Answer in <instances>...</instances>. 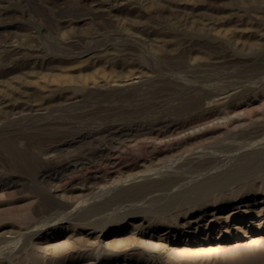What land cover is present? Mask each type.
<instances>
[{"label":"rangeland","instance_id":"rangeland-1","mask_svg":"<svg viewBox=\"0 0 264 264\" xmlns=\"http://www.w3.org/2000/svg\"><path fill=\"white\" fill-rule=\"evenodd\" d=\"M0 264H264V0H0Z\"/></svg>","mask_w":264,"mask_h":264},{"label":"bare ground","instance_id":"bare-ground-1","mask_svg":"<svg viewBox=\"0 0 264 264\" xmlns=\"http://www.w3.org/2000/svg\"><path fill=\"white\" fill-rule=\"evenodd\" d=\"M199 34V33H198ZM225 37V36H224ZM141 75V74H140ZM139 75V76H140ZM135 76V75H134ZM142 77V76H141ZM130 78V77H129ZM139 78V77H138ZM140 79V78H139ZM183 80V79H182ZM93 81V80H92ZM103 81V80H102ZM115 81H117V80H115ZM101 82V81H100ZM91 83V82H90ZM121 83V82H120ZM124 83H126V82H124ZM119 84V83H118ZM120 85V84H119ZM108 86V85H107ZM235 90V89H234ZM230 92V91H229ZM224 93V92H223ZM242 94V93H241ZM223 96H224V94H223ZM223 96H222V98H223ZM221 98V97H220ZM218 99V98H217ZM72 100V99H71ZM244 101V100H243ZM225 102V101H224ZM243 103V102H242ZM198 106V105H197ZM232 106V105H231ZM213 107V106H212ZM142 108V107H141ZM209 108V107H208ZM97 109V108H96ZM218 109V108H217ZM41 110V109H40ZM199 110V109H198ZM208 110L209 109H207V112H208ZM37 111V110H36ZM194 111V110H193ZM244 111V110H243ZM38 112V111H37ZM167 113V112H166ZM170 113V112H169ZM177 115V114H176ZM232 116H233V114H232ZM75 117V116H74ZM206 117H207V115H206ZM205 118V117H204ZM193 119V118H192ZM195 119V118H194ZM206 119V118H205ZM204 119V120H205ZM210 119V118H209ZM71 120V119H70ZM197 120V119H196ZM149 122V121H148ZM116 123V122H115ZM176 124V123H175ZM77 125V124H76ZM189 127H190V125H188ZM121 127V126H120ZM132 127V126H131ZM139 127V126H138ZM137 127V128H138ZM184 127V126H183ZM187 127V126H186ZM80 128V127H79ZM225 128V127H224ZM103 129V128H102ZM120 129V128H119ZM124 129V128H123ZM189 129H191V130H194L195 129V127H190ZM128 130H131V128L129 129L128 128ZM128 130L126 129V131L128 132ZM123 133H124V131L123 130H121ZM120 131V132H121ZM125 131V132H126ZM183 131H186V129H185V127H184V129H183ZM130 132V131H129ZM128 132V133H129ZM163 132V131H162ZM218 132H219V130H218ZM95 133V131L93 132L92 130H88V131H85V132H81V134L80 135H78V138L77 137H75V138H77V141L79 142V141H84L86 138H88V137H94L93 136V134ZM187 133V132H186ZM185 133V134H186ZM211 133V132H210ZM217 133V132H216ZM121 134V133H120ZM114 135V134H113ZM193 137V136H192ZM71 138V137H70ZM199 139H201V138H199ZM74 140V139H73ZM114 140V139H113ZM191 140H193V139H191ZM190 140V141H191ZM196 140V139H195ZM92 140H90V142H91ZM200 141V140H199ZM138 142V141H137ZM181 143V142H180ZM32 144V143H31ZM71 144V143H70ZM73 144V143H72ZM166 144H167V142H166ZM171 144V143H170ZM165 146V145H164ZM37 147V146H36ZM79 147V146H78ZM158 147V146H157ZM57 148H59V146H54V147H51V148H48V149H44L43 150V156L46 158V160H53L54 158H56V152L54 151V149H57ZM81 148V147H80ZM97 149H98V147H97ZM137 149V148H136ZM146 149V148H145ZM162 149V148H161ZM76 150V149H75ZM81 150V149H80ZM142 150V149H141ZM164 150V149H163ZM181 150V149H180ZM77 151H79V150H77ZM73 152L72 154H71V156L69 157V158H65L64 159V162H62V163H64V164H67V163H70L71 161H74V163H79V162H82L81 161V157H80V151L79 152ZM147 151V150H146ZM58 153V152H57ZM65 153V152H64ZM163 153H164V151H163ZM82 154V153H81ZM169 154V153H168ZM101 155V154H100ZM207 155V154H206ZM173 156V155H172ZM198 156V155H197ZM58 157V156H57ZM99 157V156H98ZM163 157V156H162ZM149 158V157H148ZM161 159V158H160ZM143 160V159H142ZM155 160V159H154ZM158 160H159V158H158ZM49 161V162H50ZM122 164V163H121ZM61 165V164H60ZM113 165V164H112ZM241 165V164H240ZM57 166V165H56ZM134 166V165H133ZM64 167V166H63ZM247 168H249L248 166H246ZM245 167V168H246ZM132 168V167H131ZM141 168V167H140ZM106 169V168H105ZM109 169V168H108ZM138 170V169H137ZM168 170V169H167ZM122 171V170H121ZM158 171V170H157ZM241 171H242V169H241ZM124 172V171H123ZM134 172V171H133ZM236 172V171H235ZM234 172V173H235ZM243 172V171H242ZM46 173V172H45ZM128 173V172H127ZM130 173V172H129ZM237 173V172H236ZM48 174V173H47ZM110 174V173H109ZM123 174V173H122ZM126 174V173H125ZM149 174H151V173H149ZM53 175H55V174H53ZM143 175H148V172H145V171H139L138 170V172H134V173H130V174H128L127 176H129V178H131V180L132 179H137V178H139V177H142ZM125 177V176H124ZM187 177V176H186ZM74 178V177H73ZM241 178V177H240ZM118 179H120V178H118ZM88 180V179H87ZM117 180V179H116ZM115 179L114 180H112V182H111V184H110V186L112 187V186H114V185H117V183H115V181H116ZM139 180V179H138ZM174 179H172V181H173ZM83 181V180H82ZM81 181V182H82ZM130 181V180H129ZM225 181V180H224ZM105 182V181H104ZM120 182V181H119ZM146 182L147 181H145V183L144 184H146ZM152 182H154V181H152ZM161 182V181H160ZM200 182V181H199ZM11 183V182H10ZM106 183V182H105ZM113 183H115V184H113ZM148 183V182H147ZM175 183V181L174 182H169L168 183V185H172V184H174ZM107 184V183H106ZM105 184V185H106ZM141 184H142V182H141ZM157 184H159V181L157 182ZM164 184H166L167 185V182L166 183H164ZM73 185V184H72ZM148 185L150 186L151 185V181H150V183H148ZM152 185H154V184H152ZM162 185H163V183H162ZM166 185H164V186H166ZM141 186V185H140ZM128 187V186H127ZM151 187V186H150ZM149 187V188H150ZM204 187H206V186H204ZM71 188H73V189H75V190H79L80 188H83V186L82 187H80L79 185H73ZM117 188V187H116ZM123 188V187H122ZM152 188V187H151ZM131 188L129 187V188H126V190H130ZM144 190V189H143ZM210 190V189H209ZM51 191H52V189H51ZM63 192V191H62ZM80 192L81 191H79V194H80ZM130 192V191H129ZM76 193H78V192H76ZM52 196L53 197H55V198H62V194L63 193H59V192H57L56 191V189L55 190H53L52 191ZM258 211V210H257ZM230 216V214H227V215H216V214H214V216L213 217H215V219H217V218H221V217H229ZM208 224V223H207Z\"/></svg>","mask_w":264,"mask_h":264}]
</instances>
